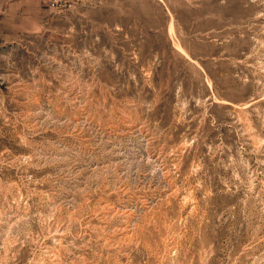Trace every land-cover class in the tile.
Returning a JSON list of instances; mask_svg holds the SVG:
<instances>
[{
	"label": "rangeland",
	"instance_id": "374dc122",
	"mask_svg": "<svg viewBox=\"0 0 264 264\" xmlns=\"http://www.w3.org/2000/svg\"><path fill=\"white\" fill-rule=\"evenodd\" d=\"M0 0V264H264V0Z\"/></svg>",
	"mask_w": 264,
	"mask_h": 264
},
{
	"label": "built area",
	"instance_id": "2783aa9c",
	"mask_svg": "<svg viewBox=\"0 0 264 264\" xmlns=\"http://www.w3.org/2000/svg\"><path fill=\"white\" fill-rule=\"evenodd\" d=\"M76 1L78 0H50L49 8L51 10H61Z\"/></svg>",
	"mask_w": 264,
	"mask_h": 264
}]
</instances>
